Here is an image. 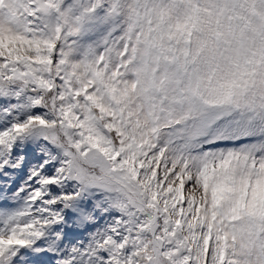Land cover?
Wrapping results in <instances>:
<instances>
[{"label":"snow or ice","instance_id":"6c2138e0","mask_svg":"<svg viewBox=\"0 0 264 264\" xmlns=\"http://www.w3.org/2000/svg\"><path fill=\"white\" fill-rule=\"evenodd\" d=\"M0 264H264V0H0Z\"/></svg>","mask_w":264,"mask_h":264}]
</instances>
